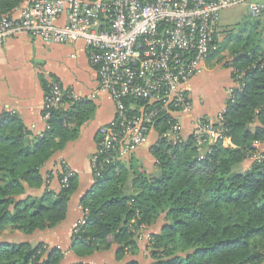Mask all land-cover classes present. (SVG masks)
<instances>
[{"label": "trees", "instance_id": "obj_1", "mask_svg": "<svg viewBox=\"0 0 264 264\" xmlns=\"http://www.w3.org/2000/svg\"><path fill=\"white\" fill-rule=\"evenodd\" d=\"M25 1L0 0V16ZM226 32L234 39L220 42L216 34L209 56L227 48L221 61L231 70L234 85L214 126L230 144H208L201 158L194 135L174 145L161 138L166 121L158 122L148 140L156 139L149 149L154 170L137 171L131 161L132 181L127 162L94 176L80 201L84 222L72 232L77 256L114 250L122 264H141L126 258L147 251L150 264H264V160L255 159V142H264V14ZM71 91L64 88L37 138L16 117L0 116V264H90L66 263L60 247L30 240L66 218L78 190L74 172L66 184L61 182L68 173L63 160L44 171L94 113L89 100L75 98ZM52 179L58 181L57 191L49 186ZM39 188L42 194H27ZM162 217L161 229L141 247L143 229ZM9 232L24 239L2 240Z\"/></svg>", "mask_w": 264, "mask_h": 264}, {"label": "built area", "instance_id": "obj_2", "mask_svg": "<svg viewBox=\"0 0 264 264\" xmlns=\"http://www.w3.org/2000/svg\"><path fill=\"white\" fill-rule=\"evenodd\" d=\"M239 6L254 17L264 14V0H27L17 13L0 16V45L20 32L46 44L85 42L99 89L116 106L115 117L98 129L91 158L97 176L110 165L126 163L148 143L158 122L168 124L161 138L169 143L188 136L183 118L193 110L189 83L210 55L222 12ZM63 94L64 88L53 83L44 106L46 123ZM189 135L201 158L208 144L230 141L208 118L194 119ZM256 158L263 161L264 151ZM63 164L66 184L72 170Z\"/></svg>", "mask_w": 264, "mask_h": 264}, {"label": "crops", "instance_id": "obj_3", "mask_svg": "<svg viewBox=\"0 0 264 264\" xmlns=\"http://www.w3.org/2000/svg\"><path fill=\"white\" fill-rule=\"evenodd\" d=\"M25 4L26 1L18 8ZM239 7L244 9L232 14L237 17L234 24L224 21L226 17L222 12L216 25L217 34L229 29L230 25H244L254 18L246 6ZM53 83L70 88L75 96L89 100L94 105V113L82 124L78 137L69 141L57 158L44 167L45 172L54 170L56 162L63 160L79 180L78 190L69 202V217L55 228L46 230L53 241H44L62 248L71 262L85 261L87 258L79 257L71 250L72 229L74 222L83 215L80 201L94 183L91 158L97 149L98 129L115 117V103L99 89L98 73L90 62L84 41L46 44L29 33L20 32L0 45V116L16 117L33 138L41 136L47 128L43 113ZM233 85L231 70L216 64L214 57L209 56L202 71L189 83L193 115L215 121L224 110L227 92ZM183 119L184 131L189 134L191 117ZM259 148L264 151V142ZM149 149L148 142L127 163H139L141 169L148 172L154 170ZM249 164L250 161L244 163L245 167ZM52 185L59 189L57 179H52Z\"/></svg>", "mask_w": 264, "mask_h": 264}, {"label": "rangeland", "instance_id": "obj_4", "mask_svg": "<svg viewBox=\"0 0 264 264\" xmlns=\"http://www.w3.org/2000/svg\"><path fill=\"white\" fill-rule=\"evenodd\" d=\"M241 9H244L243 7H236V8H233V9H230V10H227L226 12L224 11V17H226L225 19H223L224 21H226V22H229L230 24H234V23H236L237 22V17L235 16H233L232 14L233 13H235V12H240V10ZM238 15V14H237ZM229 27H232V25H230ZM230 29V28H229ZM228 30V29H227ZM221 32V33H220ZM219 32V34H218V36H219V41L220 42H223L224 40H230V41H232L233 39H234V37H232L231 38V35H229V33L228 32H226V30L225 31H220ZM238 31H236L235 33H237ZM230 36V37H229ZM219 48V45H215V49H218ZM217 52V51H216ZM227 54H228V52H227V48H225V50H222V51H220L215 57H214V62L216 63V64H218V65H221L222 66V59H223V57L224 56H227ZM222 60V61H221ZM186 117H191V119H190V124L192 125V123H193V121H194V119H199V118H201V117H197V116H195V115H193V110H192V113H191V115L190 116H186ZM186 133V132H185ZM153 134V133H152ZM189 134H190V132H189ZM188 134V135H189ZM154 140H156V139H154ZM153 140V141H154ZM153 141H151L150 143H149V146L153 143ZM231 141V140H230ZM230 141L229 142H227V143H223L225 146H227L228 144H230ZM260 143H261V141H259ZM255 146L256 147H258V150H261L260 148H259V144L257 143V142H255ZM142 147V146H141ZM140 148V147H139ZM138 148V149H139ZM138 149H137V151H138ZM137 151L134 153V154H132L130 157H128V161L130 160V158L133 156V155H135L136 153H137ZM135 169H137V171L138 170H140L141 169V165L138 163L137 164V166H135ZM133 178H134V174H133ZM133 180V179H132ZM131 180V181H132ZM49 182V186H50V188H52V189H55L56 191L58 190V188H55L53 185H52V180L51 181H48ZM43 189V188H42ZM42 189H28L27 190V194H30V195H33V196H37V195H40V194H42ZM69 217V208H68V211H67V216H66V218L61 222V223H63L67 218ZM81 220H83V215H82V217L79 219V220H77V221H75L74 222V224H73V229H72V232L73 231H75V226H76V224L79 222V221H81ZM60 223V224H61ZM59 224V225H60ZM164 224V219H163V217L155 224V225H153V226H151L150 228L149 227H147V228H144L143 229V231L141 232V234H140V238H139V240H140V244H141V247H143L144 245H145V242H146V240L148 239V237L150 236V234L152 233V232H155V231H159L160 229H161V227H162V225ZM51 229H53V228H51ZM6 240V241H20V240H23L24 238L23 237H21L20 235L18 236L16 233H12V232H9V234L6 236V237H4V238H2V240ZM41 239V240H40ZM45 239H47V240H49V241H53V237L51 236V234H49V233H47V232H45V231H43V232H40L38 235H35V236H33V237H31L30 238V240L32 241V242H38V241H44ZM47 240L46 241H44V242H46L47 244H49L50 245V243L49 242H47ZM0 241H1V237H0ZM50 246H55V245H50ZM62 249V248H61ZM63 250V249H62ZM72 250V249H71ZM85 258H87L86 260H85V262H87V263H90V264H122V262H120V261H117L116 260V258H115V254H114V250H112V251H108V252H96V253H94L93 255H90V256H86ZM131 258H134V259H136V260H138L141 264H150L151 262H152V259L149 257V255H148V252L146 251H138V252H136L135 253V255H130V256H128L126 259H131ZM64 261L66 262V263H69V262H71V259H69V257H64Z\"/></svg>", "mask_w": 264, "mask_h": 264}, {"label": "water", "instance_id": "obj_5", "mask_svg": "<svg viewBox=\"0 0 264 264\" xmlns=\"http://www.w3.org/2000/svg\"><path fill=\"white\" fill-rule=\"evenodd\" d=\"M128 168H129V176H128V180L131 181L133 179V172L130 168V164H128Z\"/></svg>", "mask_w": 264, "mask_h": 264}]
</instances>
